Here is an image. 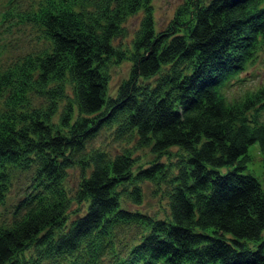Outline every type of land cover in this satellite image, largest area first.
Instances as JSON below:
<instances>
[{
    "label": "trees",
    "instance_id": "16d2710c",
    "mask_svg": "<svg viewBox=\"0 0 264 264\" xmlns=\"http://www.w3.org/2000/svg\"><path fill=\"white\" fill-rule=\"evenodd\" d=\"M151 1L16 12L45 43L0 70V202L11 170H30L0 223V264H264V175L245 170L253 142L264 167V85L223 89L264 44V0H182L161 27ZM101 130L118 149L94 141ZM170 147L180 151L165 162ZM143 181L164 183L165 215L136 205Z\"/></svg>",
    "mask_w": 264,
    "mask_h": 264
},
{
    "label": "rangeland",
    "instance_id": "374dc122",
    "mask_svg": "<svg viewBox=\"0 0 264 264\" xmlns=\"http://www.w3.org/2000/svg\"><path fill=\"white\" fill-rule=\"evenodd\" d=\"M38 0H0V70L9 66L16 59L27 52H34L45 43L44 37L39 33L34 24L18 19L16 12L26 9L30 5H35ZM182 0H152V15L157 27L163 26L174 14L175 8ZM9 10V14L3 18V13ZM141 11L129 16L125 25L127 34L118 38L128 42L133 34V30L139 23ZM129 63L121 60L109 68L110 77L108 80V90L111 92L118 85L119 81L127 74ZM264 85V44H262L254 55V58L237 74L230 77L224 84L223 89L228 98L239 97L245 90H251ZM70 89V87H67ZM259 119L264 120V109L259 113ZM95 142L110 149H118L111 139V134L101 130L95 137ZM169 153H163L160 159L167 162L174 160V153L180 151L177 147H170ZM138 154L140 163H146L154 156L148 146L139 147L134 151ZM248 153L251 159L248 160L246 171L253 173L259 180L263 179L264 167L261 165L257 152V143L253 142L248 146ZM79 169L71 167L67 183L75 186ZM30 170L13 168L8 191L2 202H0V223L9 220L13 203L22 196L29 181ZM142 200L136 205L142 210H146L157 216L167 213V198L164 191V183L160 186L154 185L151 181H143Z\"/></svg>",
    "mask_w": 264,
    "mask_h": 264
}]
</instances>
